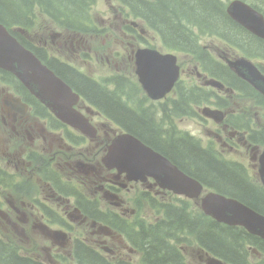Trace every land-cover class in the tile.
I'll use <instances>...</instances> for the list:
<instances>
[{"label": "flooded vegetation", "instance_id": "obj_1", "mask_svg": "<svg viewBox=\"0 0 264 264\" xmlns=\"http://www.w3.org/2000/svg\"><path fill=\"white\" fill-rule=\"evenodd\" d=\"M145 2L153 3V0H145ZM223 3L227 8L228 0H223ZM252 4L256 8H260L259 3L256 4L252 1ZM149 23L150 21L145 18L144 25H149ZM139 26L135 27L140 28ZM17 34L23 37V35ZM199 39L203 41L207 40V37H199ZM52 43L57 46L60 57L49 58L40 53L39 58L78 93L80 100L76 109L85 114L92 123H95L98 133L94 139L84 138V143L80 144V135L76 137L75 132H71L67 126L59 123L53 117L47 116L42 108H38L34 115L33 110L19 107L17 102L9 97V94L15 99L17 96L22 98L23 95L25 99L24 91L16 80L7 81L0 74V83L8 82L13 86L11 90V87L6 88L4 84H0V132L8 134L10 137L6 145L5 157L9 163L13 162L15 168L13 185L16 190L15 195L12 196L13 200H10L8 196L0 199V207L6 200L7 220L13 224V231H20L28 243L32 238V245L29 243L32 249L31 257L33 256L45 264H75L72 254L73 247L80 245V239L92 243L100 254L99 249H102L103 252L111 254L119 261H124L128 257L125 254L127 247L123 243L121 235L113 230L115 229L116 216L128 220L130 216L128 217L126 214L142 197L152 196V193L159 195L163 192L151 181L145 185L128 183L125 176L118 175L114 170L109 171L101 165V156L110 141L108 133H115V131L111 127V123L97 111L99 110L97 106L80 91V84L75 88L70 83L68 74L65 73L66 70L62 68H71L80 76L94 82V78L82 70L80 64H86L91 68L94 62L99 60V51L91 47L92 42L85 36L68 35L63 37L57 35L53 37ZM122 44H124L123 48L113 49L110 54H105L103 57L106 63L114 68V72L120 75L126 74L130 68H133L134 53L136 52V46L127 42H122ZM43 45L47 47L48 42H43ZM128 45L129 47H127ZM62 51L74 56L76 62L74 68L69 66L67 61H63L66 58L61 57ZM103 86L112 93H125L126 99L136 94H142L137 83V88L131 85L115 86L114 83L103 84ZM226 92L229 94L232 91ZM222 93L224 92H217L219 95ZM127 106L138 115L150 113L144 105H141L139 110L130 105ZM151 114H153L156 124L160 126L159 129L167 131L175 141L183 140L190 144L193 142L192 138L195 137L188 130L176 124L178 130L175 132L174 123L170 126L171 129L165 128V117L162 116L159 121L154 113ZM226 114L228 117L236 113L226 112ZM107 116L110 118L109 115ZM169 118L172 119V117ZM226 119L222 123L215 124L214 130L207 131L209 137L223 151H228L231 154L237 155L241 150H247L252 154V169L256 170L260 156L258 154L260 141L259 138H256V129L249 124L251 118L242 116L240 124H232ZM204 121L208 122L206 119ZM100 131H103L102 136L99 135ZM33 180L39 189L34 191L31 187L29 192L31 200H27L22 193L27 183H31ZM22 182L23 187L21 188ZM136 187H140L138 191L141 190V192L139 198L134 200L131 192ZM100 201L116 211H112L110 208L103 209ZM23 202L26 205H23ZM44 219L48 224H44L43 229L64 232V238L54 234L46 238L41 231ZM95 238H99L101 246H98V240ZM114 241L119 244H114ZM262 248L261 245L255 248L248 247L252 256L257 259L254 264H264ZM247 256L249 258L250 253H247ZM200 260L204 262L202 257ZM205 261L208 262L207 259Z\"/></svg>", "mask_w": 264, "mask_h": 264}, {"label": "trees", "instance_id": "obj_2", "mask_svg": "<svg viewBox=\"0 0 264 264\" xmlns=\"http://www.w3.org/2000/svg\"><path fill=\"white\" fill-rule=\"evenodd\" d=\"M118 1L124 8L129 9L133 19L145 22L147 18L150 21L149 26L159 33L167 49L194 53L205 58L206 53L201 50L196 35L192 33V30H197L200 35L216 37L227 46L239 48L250 59L264 61V41L234 22L226 13L223 0H153V3H147L145 0ZM95 2L96 0H0V22L8 28L17 25L29 27L35 14L40 13L68 34L88 36L99 31L92 21L91 9ZM17 37L25 42L21 37ZM62 68L66 70L65 73L75 88L80 84V91L88 100L130 133L163 153L206 186L238 199L264 215V191L248 183L239 166L217 160L212 153L201 149L197 143L175 141L167 131L159 129L153 114L138 115L128 108L119 92L112 93L106 87L80 76L71 68ZM205 69L213 77L230 85L228 87H238V90H244L247 96H254L263 103L262 96L229 70L228 72L227 69L214 64L206 65ZM119 78L111 79L109 83H114L115 86L125 83L137 88L132 80L123 79L125 76L121 75ZM231 78H234L232 82ZM192 91L196 93V89ZM187 92L191 93L190 90ZM189 97L190 95H186L182 89L179 90V102H174V108L184 109L183 102L188 101ZM262 140L264 141V137ZM153 204L160 208V212L167 206L155 201ZM166 217L168 223L160 222L154 227L143 224L139 229H135L128 224H122L116 216L114 228L129 237L128 233H131V242L138 247L142 246L143 249L139 250L146 252L142 264H185L176 246L171 244L173 239L169 236L182 227H191L197 231L198 241L204 248L231 264H252L245 250L246 245H261L264 251V242L244 230L220 225L204 215L194 216L184 206L171 205L167 208ZM77 249L80 264H133L129 261L112 263L82 243ZM0 264L41 263L20 256L0 239Z\"/></svg>", "mask_w": 264, "mask_h": 264}, {"label": "water", "instance_id": "obj_3", "mask_svg": "<svg viewBox=\"0 0 264 264\" xmlns=\"http://www.w3.org/2000/svg\"><path fill=\"white\" fill-rule=\"evenodd\" d=\"M228 14L236 23L264 39V18L252 8L235 1L229 6ZM176 63V57L161 55L153 50L137 53L136 74L150 98L158 100L172 91L179 76ZM230 66L264 95V76L252 63L241 60L230 63ZM0 69L15 74L62 121L84 133L91 132L90 124L73 108L78 97L72 93L71 88L42 66L33 54L23 50L1 24ZM212 85L221 87L217 83ZM104 161L108 167L127 173L131 179L145 181L147 176H151L162 188L172 189L189 198H198L202 191L199 182L189 178L168 159L131 136L117 138L108 149ZM259 165V175L264 185V152L259 157ZM202 209L218 223L245 228L251 235L264 239V215L237 199L209 194L202 200Z\"/></svg>", "mask_w": 264, "mask_h": 264}, {"label": "rangeland", "instance_id": "obj_4", "mask_svg": "<svg viewBox=\"0 0 264 264\" xmlns=\"http://www.w3.org/2000/svg\"><path fill=\"white\" fill-rule=\"evenodd\" d=\"M231 1V0H230ZM246 2L247 0H242ZM256 4L259 3V5L264 7V0H253ZM262 1V2H261ZM248 3V2H246ZM121 3L118 0H96V4L92 7L91 13H92V20L100 27V33L95 37V39L91 43V47L94 50L99 51V60L94 62V65H92L91 68H89L86 64L81 63L80 67L82 70L87 72L92 78L97 79H105L108 77H111L114 68L110 67L105 59L103 58L105 54H110L113 49H120L123 48L122 42H127L131 45H134L133 41L128 39H125L126 36L131 35L127 29H131L135 31L137 27L132 26L133 23H131L132 20L131 17L128 15L127 9L121 7ZM128 19V20H127ZM135 24V23H134ZM138 23H136L137 25ZM139 29V28H138ZM143 31V37H146L145 39V45L141 43V41L138 40L137 36H132L139 42V44L136 45V50L144 48L146 45H151L154 49L160 51L161 53H172L178 57V65L180 66L182 70L181 80L184 81V83L181 85V88H192L195 85L202 86L206 78L204 75L198 77L197 72H200L198 66V62L193 57V54H176L170 50H167L164 48L160 38L157 34L147 32L146 27H140ZM139 30H137L138 32ZM32 34L35 36L36 40L41 42H44L47 40L49 47L47 48L50 53H56L57 46L54 45L49 39V34H58V35H65L64 33L58 31L57 29L53 28V26L50 24V22L42 15H38L36 17V24L35 29L32 31ZM215 42V43H213ZM202 47H209L210 53L217 58L216 50L217 48L215 45L219 46L221 43L215 39H208L204 40ZM129 46V45H128ZM119 47V48H118ZM122 50V49H121ZM239 55V53L234 52L233 56ZM61 57L73 60L74 56L66 51L61 52ZM98 59V56H97ZM261 66L264 68V62H261ZM201 73V72H200ZM132 79L136 80V77L134 75L130 76ZM205 80H202V79ZM202 80V81H201ZM109 84V83H107ZM174 96H176L175 93L169 94L168 97L164 100L165 103L169 99H172ZM222 96L225 98V101L222 102L225 104L223 109H218L213 104H206V102L200 104L196 107V112L201 114V110L205 108H210L211 110H220L222 112H234L237 111V116L242 115L247 116L251 118L252 122L250 124L256 129V138L258 139L260 137H264V106H258L257 101L255 100L256 97L253 98H246L241 96H233L232 94H228L226 91H224V94ZM141 97V96H140ZM217 99H214L216 101ZM162 102V103H164ZM161 104V103H160ZM162 105V104H161ZM146 107L150 108V112L154 113L155 115L159 114L162 115L159 112L162 113V107L159 106L157 102H148ZM166 112L164 115L165 121L168 120L170 122V114L171 110L169 107H166ZM175 114L178 115L179 112L175 111ZM185 116L181 118H175V121L177 123H181V127L183 129L185 128L188 130L196 139H198L201 143V145L206 149H212L216 152H219L220 156L223 158L221 161L224 162L225 160L228 161H239L240 164H242L245 168L246 174L251 182H253L257 187L261 188V183L258 179L257 173L253 168L252 162H251V153H248L245 149L241 150L240 153L237 155L231 154L227 151H223L222 148L219 150L217 145L211 141L207 136V129L213 130L214 129V123L212 121L205 123L199 116L196 118L191 119L190 121H186L185 124L183 121L186 119ZM240 123V121H238ZM164 127H169V123L166 126L164 124ZM101 135H103L101 133ZM111 134V138H112ZM10 137L8 135L0 133V167L6 170L7 172L11 173L13 170V162H8V159L5 157L6 151V145L9 142ZM261 142V140L259 139ZM213 142V143H212ZM264 151V147L259 146L258 154H261ZM211 153V152H210ZM246 179V175H244ZM250 183V182H249ZM251 184V183H250ZM39 188H37L38 190ZM139 190V187H136L135 190L131 192L132 198L134 199V194L136 191ZM12 190L8 191H2L0 190V199H3L4 196L11 193ZM184 204L188 207V209L196 214V212L199 210V207L197 203L193 201H187L183 200ZM100 205L103 209L110 208L112 211H116L115 209L109 207L108 204L100 201ZM136 205V204H135ZM135 205L129 210V212L126 214L128 217L131 216V211L135 209ZM200 211V210H199ZM154 216L153 218H147L149 220H154L155 215L151 211L145 209V215L146 216ZM1 220V219H0ZM207 222V220L205 221ZM0 231L3 233H11L14 234L12 231H6L5 227L0 223ZM98 240V246H101V242L99 238H95ZM123 242V241H122ZM29 243L32 245V238H30ZM124 243V242H123ZM114 244H119L117 241H114ZM127 247L125 254L128 255V250L131 249V246L126 243H124ZM121 245V244H120ZM23 249L26 251L29 250L30 246H22ZM109 247V246H108ZM31 252L32 249L30 248ZM102 253V249H99ZM200 250H197L196 247H193V250L190 251L187 249L186 255L188 256V261L190 264H207L205 262V257H203L204 262H201L199 259L200 256ZM203 253H201L202 255ZM104 256H107L105 253H103ZM204 255V254H203ZM139 255L135 253V255L132 257V260H137ZM257 259L255 257L251 258V262H256Z\"/></svg>", "mask_w": 264, "mask_h": 264}]
</instances>
